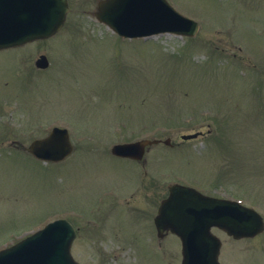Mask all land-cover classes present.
I'll return each instance as SVG.
<instances>
[{"label":"rangeland","instance_id":"obj_1","mask_svg":"<svg viewBox=\"0 0 264 264\" xmlns=\"http://www.w3.org/2000/svg\"><path fill=\"white\" fill-rule=\"evenodd\" d=\"M98 1L68 0L56 35L0 53V249L63 216L78 228L82 264H180L178 239L152 226L168 185L240 200L264 217V0H168L198 22L197 34L132 41L94 18ZM54 126L69 131L68 160L45 164L19 147ZM144 138L170 144L149 148L134 185L133 167L109 150ZM105 192L117 206L109 215ZM127 201L151 230L128 218ZM213 233L222 264H264V232L240 241Z\"/></svg>","mask_w":264,"mask_h":264},{"label":"water","instance_id":"obj_2","mask_svg":"<svg viewBox=\"0 0 264 264\" xmlns=\"http://www.w3.org/2000/svg\"><path fill=\"white\" fill-rule=\"evenodd\" d=\"M121 0L99 2L96 17L124 37L146 36L158 32L193 35L197 26L174 12L164 0ZM67 11L65 0H0V48L46 38L56 32ZM43 62V61H40ZM184 137V139L190 138ZM120 145L112 149L118 156L134 157L138 146ZM138 147V148H139ZM70 149L65 131L55 130L50 137L35 141L28 151L56 161ZM137 150V149H136ZM158 232L170 229L182 241V264H218V240L211 226L225 230L235 239L262 231L263 223L253 211L236 203L201 196L189 188L173 186L155 220ZM72 228L62 221L0 252V264H75L69 248Z\"/></svg>","mask_w":264,"mask_h":264},{"label":"flooded vegetation","instance_id":"obj_3","mask_svg":"<svg viewBox=\"0 0 264 264\" xmlns=\"http://www.w3.org/2000/svg\"><path fill=\"white\" fill-rule=\"evenodd\" d=\"M140 163V162H139ZM153 207H154V209H155V202H153Z\"/></svg>","mask_w":264,"mask_h":264}]
</instances>
